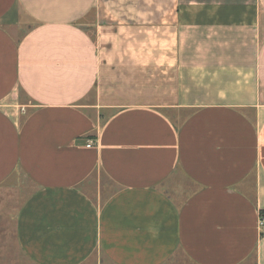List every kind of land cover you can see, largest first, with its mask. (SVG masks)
<instances>
[{
    "label": "crops",
    "instance_id": "0c3cea01",
    "mask_svg": "<svg viewBox=\"0 0 264 264\" xmlns=\"http://www.w3.org/2000/svg\"><path fill=\"white\" fill-rule=\"evenodd\" d=\"M261 216L264 0H0V264H264Z\"/></svg>",
    "mask_w": 264,
    "mask_h": 264
},
{
    "label": "built area",
    "instance_id": "2783aa9c",
    "mask_svg": "<svg viewBox=\"0 0 264 264\" xmlns=\"http://www.w3.org/2000/svg\"><path fill=\"white\" fill-rule=\"evenodd\" d=\"M91 144V143H90ZM90 144H88V145H90ZM264 224V216H261L260 217V225H263Z\"/></svg>",
    "mask_w": 264,
    "mask_h": 264
}]
</instances>
